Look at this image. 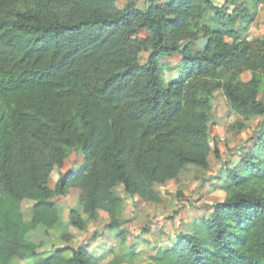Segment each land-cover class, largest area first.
<instances>
[{
  "label": "trees",
  "instance_id": "16d2710c",
  "mask_svg": "<svg viewBox=\"0 0 264 264\" xmlns=\"http://www.w3.org/2000/svg\"><path fill=\"white\" fill-rule=\"evenodd\" d=\"M237 1L0 0V264H134L126 202L161 204L160 187L220 159L214 94L244 120L264 117V24L250 38L264 0ZM175 56L178 77L167 82L163 61ZM249 144L226 167L225 199L149 264H264V132ZM75 151L82 164L51 188ZM71 193L79 205L69 226L86 232L106 213L120 253L67 246L41 255L29 235L57 231L53 200ZM24 202L35 204L28 222Z\"/></svg>",
  "mask_w": 264,
  "mask_h": 264
},
{
  "label": "rangeland",
  "instance_id": "374dc122",
  "mask_svg": "<svg viewBox=\"0 0 264 264\" xmlns=\"http://www.w3.org/2000/svg\"><path fill=\"white\" fill-rule=\"evenodd\" d=\"M120 7H123L131 0H117ZM140 8H143L144 0H134ZM164 1V0H161ZM214 4L220 6L224 0H213ZM238 4L243 0H238ZM264 24V5L260 6L254 15V21L250 26V38L257 39L261 35ZM205 40V39H201ZM205 44V43H204ZM203 44V45H204ZM201 41L193 47L194 52L203 50ZM147 54L141 58L145 63ZM180 56L163 61L165 69L163 78L169 82L178 77V65ZM260 100L264 103V93L260 94ZM212 129L211 138L213 146L218 147L221 153L220 159L214 154L209 158L210 169L190 166L181 174L180 178L168 182L160 187L162 195L161 204H150L141 201L139 198L126 202L125 219L126 229L129 231L127 246H137L138 258L134 264H149L148 257L156 251L166 249L176 242L179 233H189L194 230L195 221L206 215L212 204L222 202L225 194L218 186L226 180V167L237 166L240 162L242 151H248L249 142L264 132V117H255L244 120L234 115L226 103L221 92L214 94L212 100ZM83 156L79 151L71 154L63 169H56L50 179L49 186L54 188L59 178L69 171L77 170L82 164ZM220 178V179H219ZM118 192L123 194V188H118ZM53 202L58 206L61 215V225L57 231H50L46 238L44 229L39 228L29 235V239L35 244L43 243L40 250L42 256L47 257L56 250L67 246L77 248L79 246L89 247L91 251L102 254L112 249V254L120 253L119 243L111 236L107 229L109 217L101 212L96 224L89 227L88 231L80 232L69 226V214L79 205V197L76 193H71L67 197L55 198ZM32 202H24L22 211L25 220L31 218V211L34 207ZM68 232L73 236L72 241L67 242L62 238ZM100 234L94 241L93 235ZM112 256L109 257V259ZM106 263V262H105ZM13 264H32L15 260Z\"/></svg>",
  "mask_w": 264,
  "mask_h": 264
},
{
  "label": "crops",
  "instance_id": "0c3cea01",
  "mask_svg": "<svg viewBox=\"0 0 264 264\" xmlns=\"http://www.w3.org/2000/svg\"><path fill=\"white\" fill-rule=\"evenodd\" d=\"M205 43V40H201V44L203 45ZM205 45V44H204ZM204 45H203V47H204ZM134 199H136V198H134ZM129 200H133V199H129ZM128 201V200H127ZM125 211H126V209H125ZM161 250H164V249H161ZM159 251V250H158ZM158 251H156L154 254H151V255H155Z\"/></svg>",
  "mask_w": 264,
  "mask_h": 264
}]
</instances>
